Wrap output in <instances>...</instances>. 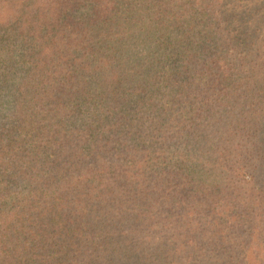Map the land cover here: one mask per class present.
<instances>
[{
  "label": "trees",
  "instance_id": "obj_1",
  "mask_svg": "<svg viewBox=\"0 0 264 264\" xmlns=\"http://www.w3.org/2000/svg\"><path fill=\"white\" fill-rule=\"evenodd\" d=\"M0 264H264V0H0Z\"/></svg>",
  "mask_w": 264,
  "mask_h": 264
}]
</instances>
